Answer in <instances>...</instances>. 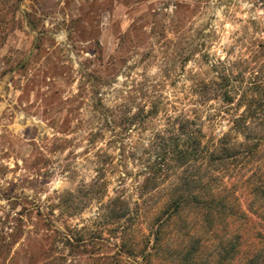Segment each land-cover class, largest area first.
<instances>
[{
  "label": "rangeland",
  "instance_id": "374dc122",
  "mask_svg": "<svg viewBox=\"0 0 264 264\" xmlns=\"http://www.w3.org/2000/svg\"><path fill=\"white\" fill-rule=\"evenodd\" d=\"M186 127L229 149L239 196L264 183V0H0V264H122L123 237L144 247L205 172L169 168L138 198L154 137Z\"/></svg>",
  "mask_w": 264,
  "mask_h": 264
},
{
  "label": "trees",
  "instance_id": "16d2710c",
  "mask_svg": "<svg viewBox=\"0 0 264 264\" xmlns=\"http://www.w3.org/2000/svg\"><path fill=\"white\" fill-rule=\"evenodd\" d=\"M183 132L182 138L154 137V160L147 167L151 177L138 185V198L157 189V179L169 168L177 172L182 165H202L205 172L172 187L169 200L148 233L142 234L144 247L136 251L134 244L123 237L122 264H264V183L258 182L246 195L239 196L236 182L228 185L224 181V161L233 156L229 149L217 145L205 152L196 131L186 127ZM117 200L118 212L107 208L108 214L118 213V227L124 234L132 212L127 201ZM186 213L194 214L196 219L185 224L179 219ZM174 220L181 227L174 228L172 234L168 229L176 223ZM80 241L82 236L77 239ZM65 242L71 247L69 239Z\"/></svg>",
  "mask_w": 264,
  "mask_h": 264
}]
</instances>
